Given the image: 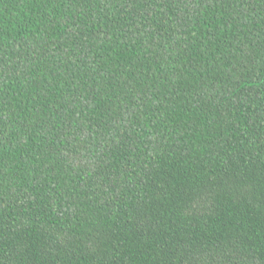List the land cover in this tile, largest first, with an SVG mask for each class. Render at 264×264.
<instances>
[{
	"label": "trees",
	"instance_id": "obj_1",
	"mask_svg": "<svg viewBox=\"0 0 264 264\" xmlns=\"http://www.w3.org/2000/svg\"><path fill=\"white\" fill-rule=\"evenodd\" d=\"M0 264H264V0H0Z\"/></svg>",
	"mask_w": 264,
	"mask_h": 264
}]
</instances>
